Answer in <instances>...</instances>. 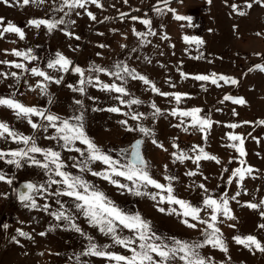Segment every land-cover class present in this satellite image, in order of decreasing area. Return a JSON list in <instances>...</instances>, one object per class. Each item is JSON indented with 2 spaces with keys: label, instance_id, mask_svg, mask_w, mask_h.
I'll return each mask as SVG.
<instances>
[{
  "label": "rangeland",
  "instance_id": "rangeland-1",
  "mask_svg": "<svg viewBox=\"0 0 264 264\" xmlns=\"http://www.w3.org/2000/svg\"><path fill=\"white\" fill-rule=\"evenodd\" d=\"M99 3L102 7L89 2L83 9L69 11L65 8L60 12L54 9L61 6V0H44L43 3L33 0L29 5H24L22 0H9L11 6L0 2V18L3 20L0 24V73L6 74L0 75V98H13L25 106L37 107L61 119L82 113L87 135L104 152L121 163L130 159V156L121 155V149H128L135 140L143 139V154L150 166V175L165 185L169 183L164 179L166 175L175 177L172 181L175 196L201 208L205 195L219 199L227 194L229 198V207L235 219L220 217L217 223L228 252L206 245L199 250L200 255L211 258L214 264H264V253L249 251L234 240L236 236L252 235L264 245V229L258 227L264 223V219L259 211L246 206L248 203L259 204L264 201V124L260 123L264 121V71L256 68L264 65V6L255 4L253 0H211V3L208 0H167V3L165 0H127V3L125 0H99ZM249 3L253 4L251 8L246 6ZM157 8L163 9V14L158 13ZM169 8L175 10V14L190 17V21L176 20L174 13L167 11ZM65 12L69 14L65 16ZM89 12L96 17L95 20L89 17ZM239 12L245 14L239 15ZM131 17L150 20L151 29L156 35H147V27ZM61 18L65 20V24L59 25L52 32L44 26L36 28L29 25V21L33 19ZM9 23L24 32L23 39L16 33L3 32V28ZM133 29L146 35L138 38ZM65 31L71 32L72 36L65 35ZM185 36L197 37L204 43L187 44ZM15 51L30 53L36 59L18 57L14 55ZM57 53L70 59L73 68L78 66L84 69V79H93V84L83 85L84 94L74 92L69 87H81L79 82L82 77L74 70L64 73L47 67ZM5 61L7 63H3ZM117 63L126 64L130 69L146 76L160 92L187 95L177 104L173 96L158 95L143 82L133 80L126 74L120 80L102 72L88 71L93 66L114 71ZM13 64H22L29 70L38 68L60 79V83L43 81L42 77L32 75L31 71L15 68ZM181 72L186 73L187 77H182ZM11 73H16V77ZM213 73L235 78L239 83L231 85L220 81L221 86L217 87L210 81L192 79L196 75L211 76ZM97 77L104 84L124 87L130 95L121 96L115 92L100 90L99 85H95ZM40 83L47 85V95L42 94L37 87ZM225 95L243 98L245 103L240 105L223 101ZM133 98L139 99L141 103L130 105ZM76 100L82 101L83 107L76 104ZM122 100L124 103H121ZM153 103L161 110V114L155 118L152 115ZM111 107H118L121 113L129 115L105 110ZM177 108L202 110L200 115L213 122L211 128L206 130L207 140L204 139L205 133L190 127V117L170 114ZM141 113L143 116L139 120L130 118L133 114ZM32 119L36 123H42L38 117ZM121 120H127V126L130 127L143 125L150 128L154 136L150 138L138 131L128 132L126 126L119 123ZM182 120L184 124L176 127ZM0 122L8 124L10 129L21 135L35 137L39 147L60 152L66 165L65 171L74 176H82L124 213L140 214L151 223L152 231L157 236L190 243L204 240L206 225L197 224L195 229L188 228L181 222L182 217L157 210L158 207L169 210L175 207L182 211L179 206L158 204L147 196L138 197L127 191L122 193L106 180L73 167V158H82L74 151L63 149L60 146L62 141L45 138L53 135L54 129L50 128L48 132L33 130L26 119L18 118L5 106H0ZM72 123L77 121L72 120ZM229 124L239 126L233 129L227 127ZM184 127L188 128L187 132L183 130ZM229 134L239 135L244 139L245 156L241 157L236 149L228 146L233 143L227 139ZM152 138L163 144L167 151L153 145ZM173 144L193 157L197 154L193 152V147L200 146L208 154L217 157L220 163L214 160H201L199 165L192 160L181 163L172 155L177 152ZM75 146L85 148L79 142ZM23 147V144L11 138H0V151H14ZM35 156L36 159H43L40 154ZM241 161L244 163L241 164ZM21 163L22 166L17 168L0 160V173L12 180L11 185L0 181V264H110L108 260L95 256H80L77 261V256L87 247L88 240L80 233L66 230L65 222L56 221L50 214L61 210L60 204L71 212L76 224L87 236L93 238V242L101 246L112 245L107 249L109 252L131 255L126 249L113 245L110 237L92 227L76 211L71 198L52 195L59 186L47 185L48 176L44 170L27 161ZM91 167L94 171H102L104 165L96 162ZM240 167H251V176H247L241 184L236 180L229 184L227 181L232 172ZM189 171H194L197 175H186ZM114 179L132 187L122 177ZM24 181L44 185L47 189L33 193L36 208L25 207L15 198L16 187ZM199 184H204L208 192L200 189ZM145 190L151 193L158 191L151 187ZM237 192H240L239 196H236ZM233 196L236 198L231 199ZM45 205L50 206L47 211L43 210ZM209 215V210L201 212L203 219L207 220ZM189 222L197 223L192 220ZM57 224L60 226L57 227ZM4 225H7L6 229ZM18 230L28 233L32 239L20 236ZM42 232L46 235L41 236ZM119 234L131 235L127 229L122 228L119 229Z\"/></svg>",
  "mask_w": 264,
  "mask_h": 264
},
{
  "label": "snow or ice",
  "instance_id": "snow-or-ice-1",
  "mask_svg": "<svg viewBox=\"0 0 264 264\" xmlns=\"http://www.w3.org/2000/svg\"><path fill=\"white\" fill-rule=\"evenodd\" d=\"M0 2L11 6L9 4V0H0ZM17 2H19V0H17ZM22 2L24 5H29L31 2H33V0H22ZM36 2L43 3L44 0H36ZM89 2L96 5L97 7H102V5L99 3V0H61V6L54 10L63 12L65 8L69 9V11L77 8L83 9ZM208 2L211 3V0H208ZM253 2L255 4L264 6V0H253ZM125 3H127V0H125ZM165 3H167V0H165ZM246 6L247 8H251L253 4L249 3ZM156 11L160 14H163L164 12V10L160 8H157ZM167 11L173 12L174 18L178 21H190V17L175 14V10L171 8L167 9ZM68 14V12H65V16ZM238 14L244 15L245 13L239 12ZM88 15L92 20L96 19L92 13L89 12ZM131 18L133 20H139L140 23L147 27V35H156V33L151 29L152 22L150 20H141L139 17ZM2 23L3 20L0 18V24ZM71 23L74 24L75 21H71ZM64 24L65 20L63 18L52 20L33 19L29 21L30 26H34L36 28L44 26L49 32H52L59 25ZM3 32L16 33L19 35L20 39L24 38V32L19 27L14 26L11 23L3 28ZM133 32L138 38L144 37L146 35L145 33L136 32L135 29H133ZM65 35L71 37L72 33L65 31ZM164 38L167 39L166 36ZM76 39H79V37H76ZM184 41L187 44L195 43L196 45H202L204 43L197 37L185 36ZM100 47H104V45H100ZM14 55L18 57L23 56L25 59H36V57L31 56L30 53H21L19 51H15ZM198 58L199 57H197V59ZM3 63L7 62L5 61ZM12 66L18 69H24L25 71H31L32 75L42 77L43 81L54 82L57 84L60 83V79L52 77L45 71H42L38 68H32L29 70L24 68V65L22 64H13ZM47 67L49 69H55L64 73H67L71 69L74 70L75 73L79 74L82 77L79 82L81 87L77 89L72 85H69V87L72 88L74 92L79 91L81 94H84L85 88L83 85L86 83L93 84V79L91 77H88L87 79L83 78L85 75L84 69L78 66L73 68V62L60 53L56 54V58L54 60L48 62ZM256 68H258L260 71H264V65H258ZM88 71H94L98 73L102 72L106 75L114 76L120 80H123L126 74L133 80H139L143 82L144 85L149 86L152 92L158 95L166 97L170 95L173 96L177 104H179L182 97L187 95L160 92L156 85L152 83V81H150L146 76L137 73L135 69H130L126 64L117 63L114 66V71H109L98 66H93ZM0 75L6 74L0 73ZM11 75L16 77V73H11ZM181 76L186 78L187 74L181 72ZM192 79L201 82L210 81L211 84L216 85L217 87L221 86L219 83L220 81H223L224 84L231 85H237L239 83V81L235 78L225 75H217L215 73L211 74V76L196 75L192 77ZM95 85H99L100 90L103 91L115 92L121 96L130 95L124 87L118 86L117 84H104L99 80L98 77L95 80ZM37 87L40 88L42 94L47 95L46 84L40 83L37 85ZM31 90L34 91L35 89ZM223 101H231L234 104L240 105L245 103L243 98H234L230 95H225L223 97ZM75 103L83 107L82 101L76 100ZM121 103H124V101L122 100ZM140 103L141 101L135 98L131 99L129 102L130 105H138ZM0 106H5L11 109L18 118L26 119L27 123L33 130H42L44 132H48L50 128L54 129V134L46 136L45 138L49 140H56L57 142L62 141L60 146L63 149L69 152L74 151L78 153L82 159L76 160L74 157L73 159L75 162L73 167L79 168L81 172L86 171L92 176H97L103 180H106L108 183L120 189L122 193L127 191L134 196H147L151 200L157 201L158 204L167 203L179 206V209L182 211H178L175 207H173L171 210L164 207H158L157 210L160 213H166L168 215L175 214L182 217L183 219L181 222L188 228L195 229L197 228V224L206 225V228L203 231V241L190 243L175 238L168 239L157 236L152 231L151 223L145 220L140 214L129 215L124 213L103 192L96 189L94 185L90 184L82 176H74L65 171L64 169L66 168V165L61 159L60 152L54 151L52 149H43L37 145L35 137L21 135L10 129L8 124L0 122V138H11L13 141L24 145L23 148L18 150L8 152L0 151V160H4L7 164L15 165L17 168L22 166V161H27L31 165L44 170L48 176L47 185L59 186L55 193H51L52 195H56L58 197L66 196L71 198L76 211L82 215L92 227L97 228L98 231L103 235L110 237L113 245H118L131 253L130 256H125L115 252H109L107 249L112 247V245L101 246L93 242V238L87 236V234L82 231L79 225L76 224L75 217L71 214V212L66 209L63 204H60L61 210L50 214L54 216L56 221H64V227L66 230H73L77 233H80L82 236H86L88 240L87 247L79 254V256H77V261H79L80 256H95L108 260L110 264H112V262H114V264H174V262H182V264H214L211 258H205L200 255L199 250L201 248L205 247L206 245H211L213 248H218L224 253L228 252V248L223 240L221 230L219 227H217L220 217L228 220L235 219L229 207V198L227 197V194L220 197L219 199L205 195L202 202L203 208L194 206L189 202L178 198L173 194L174 189L172 187V181L176 179L175 177L166 175L164 179L169 181V183L165 185L161 184L150 175V166L142 153V146L144 145L143 139H137L135 143L132 144L128 149H121L122 156H130V159H128L126 163H121L119 160L113 159L111 155L104 152L87 135L84 130V117L82 113L79 116L61 119L59 116L42 111L37 107L25 106L13 98H0ZM151 107L154 109L152 114L153 118L161 114V110L155 105V103H153ZM99 110L101 109H93V111ZM105 110L112 113H121V109L118 107H111ZM201 111L202 110L199 108H193L190 111L180 110L177 108L173 109L170 114L172 116L190 117V127L201 133H205L204 139L207 140L206 130L211 128L213 122L208 118L202 117L200 115ZM121 114L129 115L128 113ZM142 116V113L133 114L130 118L132 120H139ZM32 117H38L42 123L34 122ZM72 120L77 121V123H72ZM119 123L126 126V131L128 132L138 131L144 137L150 138L154 136L152 129L144 127L143 125L130 127L127 126V120H121ZM260 123L264 124V121H260ZM183 124L184 121L182 120L181 124L176 125V127H181ZM238 126L239 125L237 124L227 125V127L233 129L237 128ZM183 130L187 132L188 128L184 127ZM227 139L233 142L228 145L229 147L236 149L241 157L246 155L243 147L244 139L241 136L229 134ZM77 142H79L81 145H84L85 148L81 149L80 147H76L75 145ZM151 143L156 147L167 151V149H164L163 144L159 143L155 138L151 139ZM173 148H176L177 152L172 153V155L175 157V160H178L181 163H183L185 160H192L193 163L197 165H199L201 160H214L216 163H220L217 157L208 154L200 146L193 147V152L197 153L194 157L190 156L187 152L180 151L179 146L176 144H173ZM35 154H40L43 159H36ZM96 162L104 165L102 171H94L92 169L91 165ZM243 163L244 161H241V164ZM224 170L227 171V169ZM252 172L253 169L251 167L236 168L232 172L227 182L231 184L233 180H236L238 184H241V182H243L247 176H251ZM186 175L196 176L197 173L194 171H189L186 173ZM54 177H59V179H55ZM114 177H122L123 179L129 181L132 187H130L129 184L121 183L119 180L114 179ZM0 181L6 182L9 185L12 184V180L7 178L3 173H0ZM24 187L27 191L19 193L20 202L24 204L25 207L36 208L37 204L32 194L46 191V187L44 185H36L33 183H27L24 185ZM149 187L157 189L158 191L156 193L146 191L145 189ZM198 187L205 193L208 192V189L204 184H199ZM161 193H166L167 195H161ZM239 195L240 192H237L236 196ZM235 198V196L231 197V199ZM57 203H60V201H57ZM246 206L252 210L259 211L261 218L264 219V210H261L264 209V201H261L259 204L248 203ZM49 207V205H45L43 210L47 211ZM204 210H209L210 212L209 218L207 220L201 217V212ZM190 220L196 221L197 223H190ZM56 226L59 227L60 225L57 224ZM3 227L6 229L7 225H4ZM229 227H235V225H229ZM258 227L260 229H264V223L259 224ZM121 228L127 229L131 235H120L119 229ZM18 232L20 236H23L27 239H32L28 233L19 230ZM40 235L43 236L46 235V233L42 232ZM13 239L15 240V237ZM234 240L237 244L243 245L249 251H259L264 253V245H262L255 236H236L234 237ZM16 243H19V241L16 240Z\"/></svg>",
  "mask_w": 264,
  "mask_h": 264
},
{
  "label": "water",
  "instance_id": "water-1",
  "mask_svg": "<svg viewBox=\"0 0 264 264\" xmlns=\"http://www.w3.org/2000/svg\"><path fill=\"white\" fill-rule=\"evenodd\" d=\"M136 141V140H135ZM135 141L132 143V144H134L135 143ZM131 144V145H132ZM142 153H143V146H142ZM144 155V154H143ZM27 183H33V182H31V181H25V182H21L20 184H19V190H18V195H19V193H21V192H26L27 190L25 189V187H24V185L25 184H27ZM34 184V183H33ZM20 201V200H19Z\"/></svg>",
  "mask_w": 264,
  "mask_h": 264
},
{
  "label": "flooded vegetation",
  "instance_id": "flooded-vegetation-1",
  "mask_svg": "<svg viewBox=\"0 0 264 264\" xmlns=\"http://www.w3.org/2000/svg\"><path fill=\"white\" fill-rule=\"evenodd\" d=\"M115 66V65H114ZM126 76V75H125ZM18 190H19V185L16 187L15 189V198L16 200L18 201L19 204H22L20 201H19V195H18ZM13 191V190H12ZM33 195V194H32Z\"/></svg>",
  "mask_w": 264,
  "mask_h": 264
}]
</instances>
